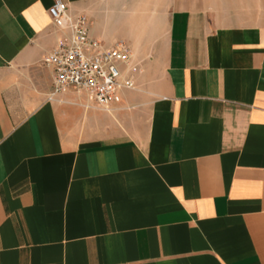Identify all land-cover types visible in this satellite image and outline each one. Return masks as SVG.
<instances>
[{"label": "crops", "instance_id": "crops-1", "mask_svg": "<svg viewBox=\"0 0 264 264\" xmlns=\"http://www.w3.org/2000/svg\"><path fill=\"white\" fill-rule=\"evenodd\" d=\"M52 4L0 0V264H264V20L174 12L106 112L48 99Z\"/></svg>", "mask_w": 264, "mask_h": 264}, {"label": "built area", "instance_id": "built-area-1", "mask_svg": "<svg viewBox=\"0 0 264 264\" xmlns=\"http://www.w3.org/2000/svg\"><path fill=\"white\" fill-rule=\"evenodd\" d=\"M53 24L63 33L44 62L52 66L53 91L49 100L71 89L86 94L94 107L112 110L123 90L136 89L135 62L131 47L123 42L108 46L92 35L86 13H72L64 0H53L49 8Z\"/></svg>", "mask_w": 264, "mask_h": 264}, {"label": "rangeland", "instance_id": "rangeland-1", "mask_svg": "<svg viewBox=\"0 0 264 264\" xmlns=\"http://www.w3.org/2000/svg\"><path fill=\"white\" fill-rule=\"evenodd\" d=\"M176 11H201L225 26L255 25L264 20V0H103L90 7L92 27L109 46L123 41L136 63V86L146 65L161 68L172 15ZM159 59V61H157Z\"/></svg>", "mask_w": 264, "mask_h": 264}]
</instances>
